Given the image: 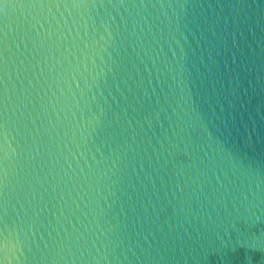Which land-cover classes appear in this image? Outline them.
<instances>
[{
    "label": "water",
    "instance_id": "obj_1",
    "mask_svg": "<svg viewBox=\"0 0 264 264\" xmlns=\"http://www.w3.org/2000/svg\"><path fill=\"white\" fill-rule=\"evenodd\" d=\"M0 264H264V0H0Z\"/></svg>",
    "mask_w": 264,
    "mask_h": 264
}]
</instances>
